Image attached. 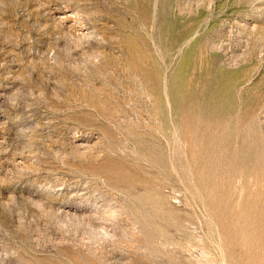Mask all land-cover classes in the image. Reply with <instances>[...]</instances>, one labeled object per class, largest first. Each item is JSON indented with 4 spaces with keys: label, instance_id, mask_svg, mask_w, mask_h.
Returning a JSON list of instances; mask_svg holds the SVG:
<instances>
[{
    "label": "rangeland",
    "instance_id": "rangeland-1",
    "mask_svg": "<svg viewBox=\"0 0 264 264\" xmlns=\"http://www.w3.org/2000/svg\"><path fill=\"white\" fill-rule=\"evenodd\" d=\"M0 264H264V0H0Z\"/></svg>",
    "mask_w": 264,
    "mask_h": 264
}]
</instances>
